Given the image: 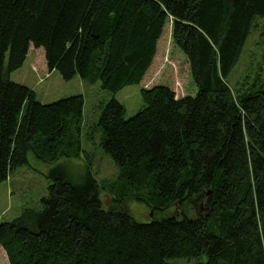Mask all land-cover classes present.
Instances as JSON below:
<instances>
[{
  "label": "trees",
  "instance_id": "obj_1",
  "mask_svg": "<svg viewBox=\"0 0 264 264\" xmlns=\"http://www.w3.org/2000/svg\"><path fill=\"white\" fill-rule=\"evenodd\" d=\"M167 24L198 93L143 89L146 107L129 120L109 100L98 127L115 180L54 168L43 207L0 222L10 264H264V77L228 82L264 27V0H0V185L30 153L46 164L83 154V95L42 104L10 80L32 46L64 80L118 93L143 82ZM132 200L158 216L138 222ZM202 202L204 214H186Z\"/></svg>",
  "mask_w": 264,
  "mask_h": 264
},
{
  "label": "rangeland",
  "instance_id": "obj_2",
  "mask_svg": "<svg viewBox=\"0 0 264 264\" xmlns=\"http://www.w3.org/2000/svg\"><path fill=\"white\" fill-rule=\"evenodd\" d=\"M258 73L264 77V27L252 31L228 82L233 90H237L246 76L254 77ZM10 80L35 91L37 100L42 104L83 95L85 100L81 131L83 154L77 160L62 159L53 164H46L32 153L28 154V163L10 173L8 180L0 185V222L2 223L15 220L26 208L41 209L42 200L49 195V175L54 168L61 165L66 166L75 179L84 176L89 169L100 186L115 180L119 168L104 154L100 145L102 131L98 127L101 109L112 98H116L125 106V119L129 120L146 107L142 97L143 89L166 86L174 90L177 97L195 96L198 93L186 57L173 42L171 24H167L164 29L158 43L157 55L143 82L140 85L125 87L118 93L103 89L101 82L90 84L79 76L70 81L64 80L59 72H51L48 69L44 49H35L33 46L24 66L11 73ZM101 191L105 207L109 208L113 200L107 192ZM125 205L132 217L140 223H148L158 216H154L146 205L133 200L127 201ZM205 205L202 202L185 212L190 217H196L199 213L206 212ZM171 212L179 217L184 211H180V207H173ZM196 262L197 260L174 259L170 264ZM0 264H10L1 246Z\"/></svg>",
  "mask_w": 264,
  "mask_h": 264
},
{
  "label": "crops",
  "instance_id": "obj_3",
  "mask_svg": "<svg viewBox=\"0 0 264 264\" xmlns=\"http://www.w3.org/2000/svg\"><path fill=\"white\" fill-rule=\"evenodd\" d=\"M29 56V55H28ZM28 59V58H27Z\"/></svg>",
  "mask_w": 264,
  "mask_h": 264
}]
</instances>
